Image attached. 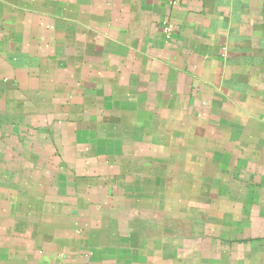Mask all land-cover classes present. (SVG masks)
I'll list each match as a JSON object with an SVG mask.
<instances>
[{
  "label": "crops",
  "instance_id": "1",
  "mask_svg": "<svg viewBox=\"0 0 264 264\" xmlns=\"http://www.w3.org/2000/svg\"><path fill=\"white\" fill-rule=\"evenodd\" d=\"M0 264H264V0H0Z\"/></svg>",
  "mask_w": 264,
  "mask_h": 264
},
{
  "label": "rangeland",
  "instance_id": "2",
  "mask_svg": "<svg viewBox=\"0 0 264 264\" xmlns=\"http://www.w3.org/2000/svg\"><path fill=\"white\" fill-rule=\"evenodd\" d=\"M72 191V190H71ZM71 202V201H70Z\"/></svg>",
  "mask_w": 264,
  "mask_h": 264
}]
</instances>
